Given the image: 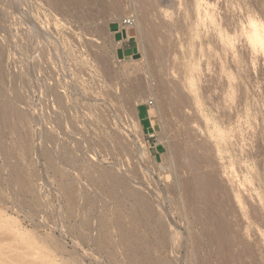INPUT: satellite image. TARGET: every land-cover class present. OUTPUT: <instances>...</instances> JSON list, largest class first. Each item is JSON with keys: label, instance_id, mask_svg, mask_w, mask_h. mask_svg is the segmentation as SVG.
<instances>
[{"label": "rangeland", "instance_id": "obj_1", "mask_svg": "<svg viewBox=\"0 0 264 264\" xmlns=\"http://www.w3.org/2000/svg\"><path fill=\"white\" fill-rule=\"evenodd\" d=\"M181 1L0 0V264H43L28 255L30 235L57 260L79 264H264V51L251 41L255 26L264 36V0H199V9ZM129 13L140 19L138 47L118 53L110 25ZM184 61L196 72L199 105L179 82ZM138 111L149 112L154 129ZM218 128L227 136L221 145ZM195 154L218 180L213 197L193 186ZM133 192L157 208L156 218ZM207 215L231 221L243 242L235 249L253 256L241 254V263L235 249L236 259L220 253L206 236ZM2 217L14 218L21 236ZM118 217L144 243L137 253L122 242Z\"/></svg>", "mask_w": 264, "mask_h": 264}, {"label": "bare ground", "instance_id": "obj_2", "mask_svg": "<svg viewBox=\"0 0 264 264\" xmlns=\"http://www.w3.org/2000/svg\"><path fill=\"white\" fill-rule=\"evenodd\" d=\"M51 1H53V0H51ZM142 1V0H141ZM159 1H161V0H159ZM171 1V0H170ZM183 1V0H182ZM181 1V2H182ZM163 2H167V1H163ZM161 3V5H160V2H159V7H161V10H162V13L164 12L165 14L166 13H168V7L166 8L165 6H167V5H165L164 3ZM178 2V1H177ZM189 2V1H188ZM193 2V1H192ZM148 3H149V1H148ZM154 3V2H153ZM158 3V2H157ZM176 3V2H175ZM191 2H189V3H187V4H189L190 6H193L195 9H199V6H200V1L199 0H194V2H193V4H190ZM166 4H168V3H166ZM143 6H144V4H142ZM171 5V4H170ZM176 5V4H175ZM180 5H183V3H180ZM189 5H187L188 7H189ZM163 6L165 7V8H163ZM147 7H149V5L147 6ZM183 7V6H182ZM184 7H185V9H186V4L184 5ZM187 7V8H188ZM151 8V7H150ZM172 8V7H171ZM180 8V7H179ZM194 8H191V9H194ZM144 10H145V8H143ZM147 9V8H146ZM160 9V8H159ZM184 9V10H185ZM190 8H189V10H191ZM201 9V8H200ZM172 10V9H171ZM188 10V9H187ZM146 11V10H145ZM144 11V12H145ZM155 11V10H154ZM148 12H149V10H148ZM182 12V11H181ZM187 12V11H186ZM191 14L192 13H194V12H191V11H189ZM188 12V13H189ZM201 12V11H200ZM143 13V12H142ZM141 13V14H142ZM195 13H196V11H195ZM203 13V12H202ZM147 14H149V13H147ZM161 14V13H160ZM159 14V15H160ZM201 14V13H200ZM143 16L144 15H146V14H142ZM184 15H186L185 13H184ZM183 15V16H184ZM189 16H187V17H189V18H192V15H191V17H190V14H188ZM194 15V14H193ZM202 16V15H201ZM147 17V16H146ZM165 17V16H164ZM185 17V16H184ZM168 18H170V17H168ZM186 18V17H185ZM188 18V19H189ZM217 18V17H216ZM172 19V18H171ZM181 19H183V17L181 18ZM180 20V19H179ZM166 21V20H165ZM181 21V20H180ZM186 21H188V20H186ZM190 21V20H189ZM171 22V21H170ZM169 22V23H170ZM174 23H175V21H174ZM189 23L190 22H188V25H189ZM209 23V22H208ZM173 24V23H172ZM181 24V23H180ZM140 25V19H138V24H137V26H139ZM181 25H183V23L181 24ZM185 25V24H184ZM178 26V25H177ZM186 26V25H185ZM190 26V28L191 27H193L192 29H193V31H194V26H191V24L189 25ZM200 26H201V24H200ZM175 27V26H174ZM184 27V26H183ZM198 28V27H197ZM178 29V28H177ZM191 29V30H192ZM199 31V30H198ZM192 32V31H191ZM194 32H196V31H194ZM186 34V33H185ZM224 34V33H223ZM225 35V34H224ZM191 36H192V34H191ZM252 36V35H251ZM222 37V36H221ZM231 38V37H230ZM229 39V38H228ZM191 40V39H190ZM219 40V39H218ZM225 40V39H224ZM192 41V40H191ZM251 41H252V45H253V47L255 48V49H258V50H262V51H264V36L262 35V33H261V31H260V29L259 28H257V26H255L254 27V29H253V36H252V39H251ZM219 42V41H218ZM225 42H227L226 44H231V41L230 40H227L226 39V41ZM219 45H220V43H218ZM228 46V45H227ZM187 47V46H186ZM231 46L229 45V48H230ZM248 47V46H247ZM192 48V47H191ZM222 48H223V45H222ZM229 48H227V49H229ZM186 49V48H185ZM231 49V48H230ZM211 50V49H210ZM1 51V50H0ZM221 51V50H220ZM248 51V50H247ZM2 52V51H1ZM188 52V51H187ZM211 52V51H210ZM212 52H213V50H212ZM211 52V53H212ZM230 52V51H229ZM249 52V51H248ZM207 53H208V51H207ZM206 53V54H207ZM1 54L2 53H0V65L2 64L1 63ZM180 54V53H179ZM190 54V53H189ZM197 54V53H196ZM220 54V53H219ZM232 54V53H231ZM241 54V53H240ZM253 54V53H252ZM261 54V53H260ZM201 55V54H200ZM213 55V54H212ZM210 55H208V57H209ZM221 57H222V55H220ZM244 56V55H243ZM187 57V56H186ZM197 57V56H196ZM212 57V56H211ZM250 57V56H249ZM214 58V57H213ZM219 58V57H218ZM223 58H224V54H223ZM231 58V57H230ZM248 58V57H247ZM177 59V58H176ZM194 59V58H193ZM196 59V58H195ZM212 59V58H211ZM210 59V60H211ZM227 59V58H226ZM233 59V58H232ZM236 59V58H235ZM235 59H234V61H235ZM244 59V58H243ZM254 59V58H253ZM186 60V59H185ZM192 60V59H191ZM238 61V60H237ZM240 61H241V59H240ZM216 62H217V60H216ZM221 62V61H220ZM232 62V61H231ZM230 62V63H231ZM175 63V62H174ZM202 63H204V62H202ZM223 63V62H222ZM239 63V62H238ZM243 64V63H242ZM249 64V63H248ZM174 65V64H173ZM180 65H183V68H186L187 69V74L185 75V76H183V75H181V76H183L182 78L183 79H181V78H179V82H182V86H183V89H184V91H183V93L185 92H187L188 91V93H190V95H191V100L193 99L194 100V102H195V104H197V105H199L200 104V91L198 92L197 90H196V88H195V85H197L198 86V84L199 83H197L196 84V79H195V77L194 76H196V72H193L194 71V68L193 67H191L189 64H187V62H182V64H180ZM203 65V64H202ZM232 65V64H231ZM175 66V65H174ZM244 66V65H243ZM246 66V65H245ZM250 66V65H249ZM2 67V66H1ZM171 67H173V66H171ZM170 67V68H171ZM174 68V67H173ZM172 68V69H173ZM177 68H179V67H177ZM181 68V67H180ZM201 68V67H200ZM204 68V67H203ZM228 68V67H227ZM3 69V68H2ZM176 68H174V70H175ZM196 69V68H195ZM171 70V69H170ZM183 70V69H182ZM229 70V69H228ZM0 71H3V70H1V68H0ZM206 71V70H205ZM172 72H174V71H172ZM219 72V71H218ZM176 73H178V70H177V72ZM175 73V74H176ZM182 73V72H181ZM192 73H194V74H192ZM203 73V72H202ZM223 73V72H222ZM222 73H221V75H222ZM180 76V77H181ZM240 76V75H239ZM220 78V77H219ZM182 81H181V80ZM240 79V78H239ZM1 80H3L2 78H1V75H0V81ZM202 80V79H201ZM198 81V80H197ZM3 82V81H2ZM201 82H203V81H201ZM236 82V81H235ZM1 83V82H0ZM232 83V82H231ZM201 84V83H200ZM233 84V83H232ZM1 85V84H0ZM4 87V85L1 87L0 86V93H1V91H2V88ZM163 88V87H162ZM198 90H199V88H197ZM186 90V91H185ZM239 90V89H238ZM226 91V90H225ZM240 92V91H239ZM182 93V92H181ZM184 93V95L186 96V94ZM202 93V92H201ZM2 94H3V92H2ZM1 94V95H2ZM232 94V93H231ZM236 94V93H235ZM246 94V93H245ZM1 95H0V97H1ZM183 95V96H184ZM181 96H182V94H181ZM184 96V97H185ZM241 96V95H240ZM232 97H233V95H232ZM189 98V97H188ZM228 98V97H227ZM2 99V98H1ZM234 99H236V98H234ZM239 99V98H238ZM192 100V101H193ZM1 101H3V100H1ZM5 101V100H4ZM183 101V100H182ZM244 101H246V100H244ZM7 102V101H6ZM187 102V101H186ZM202 102V101H201ZM188 103V102H187ZM237 103V102H236ZM1 104H3V106H4V103H1ZM8 104V103H7ZM184 104H185V102H184ZM8 105H10V104H8ZM8 105H6L7 107H8V109H9V106ZM231 105V104H230ZM236 105V104H235ZM1 106V105H0ZM240 106V105H239ZM5 107V106H4ZM7 107L5 108V110L7 109ZM13 107H15V105L13 106ZM233 107V106H232ZM242 107V106H241ZM12 108V107H11ZM231 108V107H230ZM2 109V108H1ZM242 110V109H241ZM10 111V110H9ZM6 112V111H5ZM231 113V112H230ZM226 114V113H225ZM233 114V113H232ZM228 116H229V113H228ZM227 116V117H228ZM229 118V117H228ZM224 123V122H223ZM228 123V122H227ZM221 126H222V124H221ZM219 129V128H218ZM220 130V132H218V134H216L215 135V137H214V140H215V142H216V145H221L224 141H227L226 140V138H227V136H226V132L222 129V128H220L219 129ZM47 153V152H46ZM48 153H49V151H48ZM196 155V154H195ZM194 155V156H195ZM49 156V157H48ZM193 156V157H194ZM199 156V154L198 155H196V157H192L191 158V160L189 161V164H188V169L190 170V171H192L194 174H192V176H194V180H195V182H194V184L195 185H193V186H195V188H197V190H196V192L197 191H200L201 193H204V194H206V195H211V197H213V195H216L215 194V191L218 189V187H219V185H218V180H215V177H213V176H211V174L209 175L207 172H205L204 170H203V168L204 167H209V166H211V164H210V161H208V160H204L205 158H203V159H201V156L200 157H198ZM47 157H48V159L50 158L51 159V161H53L54 162V158L52 157V152H50V155H48L47 154ZM207 159V158H206ZM107 172V171H106ZM104 173L103 174V176H102V178L103 177H107L108 176V178H111L112 177V180H115L116 182L114 183V184H116L117 186H120V187H123V189H125L126 188V191H124L123 193H130L129 192V190L131 189H129L128 190V188H127V182H125V179L123 180V179H121L118 175H116V176H114L112 173L110 174V173ZM217 177V176H216ZM123 178V177H122ZM104 179V178H103ZM218 179V178H217ZM192 180V179H191ZM217 181V182H216ZM102 182V181H101ZM186 182H190V181H186ZM186 182H184V183H186ZM219 182H220V180H219ZM102 183H104V182H102ZM101 183V184H102ZM127 183V184H126ZM183 183V184H184ZM188 184V183H187ZM185 185V190H190L191 191V189L192 188H194V187H192V186H190V188L191 189H189V187H188V185H191L190 183L188 184V185ZM192 184H193V181H192ZM182 185V184H181ZM104 186V185H103ZM102 186V187H103ZM183 186V185H182ZM107 187V186H106ZM105 187V188H106ZM135 190V189H134ZM140 190V189H139ZM142 190V189H141ZM177 190H178V188H177ZM130 191H132V190H130ZM137 191V190H136ZM192 191H193V189H192ZM146 192V191H145ZM144 192V193H145ZM183 192V191H182ZM193 192H195V191H193ZM189 193V192H188ZM182 194V193H181ZM195 194V193H194ZM127 195V194H126ZM134 195V196H133ZM133 197H135V199H136V201H137V205L136 206H139L140 208H141V210L150 218V219H154V217H155V210L157 209H154L153 207V205L152 204H150V202L149 201H147V199L145 198V196H144V194L143 193H140V192H133ZM186 195H188V194H186ZM190 195V194H189ZM132 196H131V198H132ZM200 196V195H199ZM128 197H130V196H128ZM189 197V196H188ZM118 198V197H117ZM116 198V199H117ZM121 198V197H120ZM202 198H204V196L202 197ZM205 198H206V196H205ZM210 198V197H209ZM209 198H207V199H209ZM123 199V198H122ZM175 199V198H174ZM212 199V198H211ZM117 200H120V199H117ZM130 200V199H129ZM185 200H187L186 198H185ZM133 201V200H132ZM194 201V200H193ZM196 201V200H195ZM209 201V200H208ZM213 201V200H212ZM216 201V200H215ZM117 202H119V201H117ZM135 202V201H134ZM134 202H131V203H134ZM177 202V201H176ZM183 202V201H182ZM187 202H189V201H187ZM186 202V203H187ZM154 203V202H153ZM184 203H185V201H184ZM195 203V202H194ZM123 204V203H122ZM162 204V203H161ZM211 204V203H210ZM217 204V203H216ZM129 205H131V204H129ZM135 205H134V207H132V210L134 209V211L136 212L137 210H136V207H135ZM154 205H156V204H154ZM182 205V204H181ZM194 205V204H193ZM214 205V204H213ZM212 205V206H213ZM131 206H133V205H131ZM138 207V208H139ZM184 207V206H183ZM211 207V206H210ZM209 207V208H210ZM186 208H188V207H184V211H185V209ZM199 208V207H198ZM159 209V208H158ZM162 209V208H161ZM194 209V208H193ZM213 209V208H212ZM212 209H211V211H212ZM130 210H131V208H130ZM129 210V212H131ZM203 210V209H202ZM208 210V209H207ZM210 210V209H209ZM159 211V210H158ZM186 211H187V209H186ZM185 211V212H186ZM199 211H200V209H195V211L194 212H198V214H199ZM211 211H208V212H211ZM133 212V211H132ZM204 212V211H203ZM207 212V213H208ZM134 213V212H133ZM137 213V212H136ZM136 213H135V215H136ZM138 214V213H137ZM197 214V215H198ZM212 214V213H211ZM210 214V215H211ZM214 214V213H213ZM165 215V214H164ZM209 215V214H208ZM207 215V216H208ZM218 215V214H217ZM222 215V214H221ZM162 216V215H161ZM199 217V216H198ZM198 217H196L197 219H198ZM220 217V216H219ZM216 217V216H213L212 218L211 217H209L208 216V218L211 220V222H209V221H206V220H203V222L204 223H206L207 222V224L209 223L211 226H212V231H210V233L209 234H206V236L207 235H209L210 236V240H213L218 246H219V249H218V251L220 252V253H222V254H225V255H227V254H229V255H231L232 256V254H233V250L238 246V245H240L241 244V242L242 241H240L241 239H240V237L238 236V234H236L233 230H234V228H233V230H232V228H231V225H230V223H231V221H230V223L228 222V219L226 220L225 218H224V220H223V218L222 217ZM2 218H4V217H2ZM134 218V217H133ZM147 218V217H146ZM148 218V219H149ZM156 218V217H155ZM221 218H222V220H221ZM162 219V218H161ZM160 219V220H161ZM167 219V218H166ZM200 219V218H199ZM198 219V220H199ZM201 219H203V217L201 218ZM200 219V220H201ZM135 220V219H134ZM15 221V222H14ZM101 221V220H100ZM202 221V220H201ZM13 222L14 223H16V224H14V227H15V229H16V233L18 234L19 233V226L17 225V221L14 219V218H11V217H5L4 219H3V221L1 222V223H3V225H5V226H9V225H13ZM135 222V221H134ZM169 222V221H168ZM198 222V221H197ZM203 222H202V224H203ZM148 223V222H147ZM150 223H151V221H150ZM199 223H200V221H199ZM100 224V223H99ZM115 224H116V227H117V230H118V232L121 234V240H122V242L127 246V248L129 249V250H131V251H133V252H135V253H137L138 251H140L143 247H144V243H142L141 241L142 240H140V238L136 235L137 234V232L135 233V230L134 229H128L126 226H125V224H124V222H123V220H122V218L121 217H118L117 219H116V222H115ZM136 224V223H135ZM161 224L163 225V221L161 222ZM208 224V225H209ZM232 224V223H231ZM89 225V224H88ZM101 225V228L103 229L104 227H107L106 225H104V223H101L100 224ZM151 225V224H150ZM153 225H155V224H153ZM153 225H151V226H149V229H148V231H150L151 230V232H152V234L153 233H155V234H158L157 232H155V229L154 228H156V227H154L153 228ZM160 226L161 227V229H160V237H161V239H160V241H161V243H162V245L164 244V245H166L167 243V239L169 238H167V234H168V230H167V228L165 227V224H164V226ZM169 225V224H168ZM233 225V224H232ZM156 226V225H155ZM167 226V225H166ZM168 227V226H167ZM209 227V226H208ZM163 228V229H162ZM201 228H202V226H201ZM209 228V229H210ZM101 229V230H102ZM154 229V230H153ZM203 229V228H202ZM201 229V230H202ZM209 229H206V231H208ZM169 231H170V229H169ZM203 231H205L204 229H203ZM209 232V231H208ZM236 234V237L234 236L235 234ZM236 232H238V231H236ZM20 234V236H21V234L22 233H19ZM170 234V233H169ZM156 236V235H155ZM170 236V235H169ZM173 236V235H172ZM28 237V236H27ZM29 237H31V235L29 236ZM24 238L23 237V239H24V241H25V243L26 244H28V246L30 247V249L29 250H31L30 252V254H28L29 256H31V257H33V259H35V260H37V259H41L42 260V262H43V264H79V262L78 261H73V259L72 260H63V261H59V260H57L56 258H55V256H53L51 253H50V250H49V248H47L46 246V248L44 247V246H42V244H40L39 242H37L36 240L34 241L33 239H32V237L31 238ZM101 237V236H100ZM34 238V237H33ZM98 237H96V240H94V242L96 241V243H97V245L99 246V247H103L104 246V241H103V238H99V239H97ZM167 238V239H166ZM171 238V237H170ZM171 239H173V238H171ZM169 240V239H168ZM23 241V240H22ZM166 241V242H165ZM171 242V241H170ZM212 242V241H211ZM213 242V243H214ZM23 243V242H22ZM166 243V244H165ZM214 243V244H215ZM243 243V242H242ZM215 244V245H216ZM151 245L153 246V244H150V243H148V246H150L151 247ZM168 245V244H167ZM244 245V244H243ZM27 246V245H26ZM241 246H242V244H241ZM245 247V246H244ZM247 247V246H246ZM28 248V247H27ZM218 248V247H217ZM238 250H236V252H235V254L239 251V248H237ZM250 249V248H249ZM242 250H244V248L242 249ZM217 251V252H218ZM218 252V253H219ZM245 252H246V249H245ZM245 252H243L244 253V255H245ZM248 252V251H247ZM247 252H246V254H247ZM242 253V251H239L236 255H237V258L239 259V258H241V257H243L241 254H243ZM254 253V252H253ZM248 254L250 255V254H252V251H251V253H249L248 252ZM27 255V254H26ZM225 255H223V256H225ZM228 256V255H227ZM235 256V255H234ZM234 256H232L233 258H235L236 259V257H234ZM252 256H253V254H252ZM225 258V257H224ZM223 258V259H224ZM227 258V257H226ZM225 258V259H226ZM245 258V257H244ZM244 258H243V260H244ZM253 258H255V256L253 257ZM252 258V259H253ZM232 258H230V260H231ZM235 259H232V260H234L235 261ZM231 260V261H232ZM242 260V258L240 259V261ZM258 260V259H257ZM227 261V260H226ZM238 262H239V260H237ZM145 263L146 264H155L154 262H152L150 259H146L145 260ZM227 263H229V264H231V262L229 261V262H226V264ZM241 263H242V261H241ZM162 264H166V262H162ZM224 264V263H223Z\"/></svg>", "mask_w": 264, "mask_h": 264}, {"label": "built area", "instance_id": "obj_3", "mask_svg": "<svg viewBox=\"0 0 264 264\" xmlns=\"http://www.w3.org/2000/svg\"><path fill=\"white\" fill-rule=\"evenodd\" d=\"M137 24H138L137 15L135 13H129V14L121 17V18H114L112 20L110 26L112 28V31H114V34H116L117 32L122 33V38H126V39L130 40V39L136 38V35L135 34L134 35H129L127 32H128V30L136 29L137 28ZM117 43H118V45H122V41L121 40H118ZM117 57H120V55L117 56ZM122 57L125 58L126 55L123 54ZM144 104L146 106H148V108L150 109V107H153L154 101L152 99H150L149 101H147ZM152 129H154V125H152Z\"/></svg>", "mask_w": 264, "mask_h": 264}, {"label": "crops", "instance_id": "obj_4", "mask_svg": "<svg viewBox=\"0 0 264 264\" xmlns=\"http://www.w3.org/2000/svg\"><path fill=\"white\" fill-rule=\"evenodd\" d=\"M129 35H134V31L133 30H128L127 32ZM114 41L118 47V53H120L121 50H124L126 47H131L133 49V51L135 52L136 48L138 47V40H137V36L136 38L133 39H126V38H122V33L117 32L116 34H114ZM122 38V39H121ZM121 40L122 41V45H118L117 41ZM133 52V53H134ZM132 55V54H130ZM130 55H126V56H130ZM148 112V111H147ZM138 116L140 117L141 121H143L145 123V121L147 122V128L151 129L152 128V119L149 116V114L147 113L145 116H141L140 112L138 111Z\"/></svg>", "mask_w": 264, "mask_h": 264}]
</instances>
